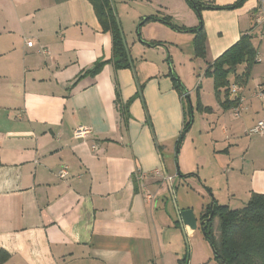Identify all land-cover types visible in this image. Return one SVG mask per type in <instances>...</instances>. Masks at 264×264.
<instances>
[{
	"label": "crops",
	"instance_id": "1",
	"mask_svg": "<svg viewBox=\"0 0 264 264\" xmlns=\"http://www.w3.org/2000/svg\"><path fill=\"white\" fill-rule=\"evenodd\" d=\"M234 1L213 0L201 12L204 72L241 34L257 46L238 116L218 100L200 101L211 108L201 112L213 122L212 178H222L206 187L228 192L226 202L216 201L229 207L237 195L264 193V133H249L264 119V73H256L264 22L255 23L258 0L216 8ZM111 57V34L87 0H0V264H179L183 228L173 215L189 207H167L164 183L174 181L165 156L183 127V99L162 65L146 75L131 55L126 68ZM101 59L99 73L78 78ZM78 126L89 133L75 138Z\"/></svg>",
	"mask_w": 264,
	"mask_h": 264
},
{
	"label": "rangeland",
	"instance_id": "2",
	"mask_svg": "<svg viewBox=\"0 0 264 264\" xmlns=\"http://www.w3.org/2000/svg\"><path fill=\"white\" fill-rule=\"evenodd\" d=\"M111 1L120 22L124 41L130 50L129 54L134 60L133 63L140 66L142 72L146 75L156 72L155 69L160 64L166 71L172 70L187 91L189 89L192 91V94H189L192 105L191 125L179 143L177 154L174 142V148L170 156H165V160H168L166 170L168 173L173 174L174 181H171V188L168 187L166 182L164 187L167 191V207L173 209L176 207H189L198 219L203 206L211 204L216 198L219 199V203L226 202L228 195L225 190L221 194H217L218 190H215L214 196L213 192H210L206 187L207 183L221 185L222 178L216 179V182L212 178L214 174L213 167L216 165V159L211 153L212 148L210 146V125H213V122L210 120L209 113L201 112L195 107L197 97L205 105L210 103L211 106H214L212 104L217 101L213 89V80L207 75L204 76L202 73L204 72L202 70V58L196 57L193 50L195 31L199 27L200 21L203 25L202 10L200 19L197 12L185 0ZM151 15L157 16L158 19L142 24L139 27L140 36L138 38L137 28L140 20ZM166 16L170 21L169 23L159 20V18ZM172 25L184 27L190 31H177ZM260 28H262V25H260ZM251 29H253V32H260L261 30L255 28L254 24ZM141 41L160 43V45H156L158 47L154 44L146 45ZM263 65V63H258L257 77L264 73L262 72L264 70ZM220 99H224L223 92L220 94ZM183 103L187 108L188 103L185 97ZM252 134L255 135L256 133ZM182 162H186V166L192 167L193 170L189 173L183 172ZM185 174L189 175L183 176ZM204 177L208 179L207 182H205ZM216 195H219V198ZM237 196L234 200L237 204H235L236 206L231 205V209L241 208L246 204V196ZM173 219L176 222L177 216L175 214ZM217 221L216 217L212 220L214 231H216ZM197 222V229L190 234L185 228L181 232V252L179 256L180 258L186 256L191 264H196L199 261L216 264L212 258L213 253L209 241L205 238L203 230L199 226L200 220L198 219Z\"/></svg>",
	"mask_w": 264,
	"mask_h": 264
},
{
	"label": "trees",
	"instance_id": "3",
	"mask_svg": "<svg viewBox=\"0 0 264 264\" xmlns=\"http://www.w3.org/2000/svg\"><path fill=\"white\" fill-rule=\"evenodd\" d=\"M87 1L92 5L93 12L102 30L109 31L111 34L112 57L108 61H112L115 68L131 67L132 60L129 54V49L124 41V35L119 19L113 8L112 1ZM185 1H187V3L197 12L201 19L200 12L203 10V4L205 5V3L198 0H192L193 2H196L195 7H193L191 0ZM245 1L246 0H235L231 4L217 6L216 8L234 9L240 7ZM157 19L158 17L154 15L142 18L139 22L137 33H139V27L142 24ZM159 20L165 23L170 22L167 16L159 18ZM172 27L177 31H190L180 26L172 25ZM198 28L199 29H196V34L193 38V50L196 57L203 58L206 53V35L201 21ZM147 44H154L155 46L160 45V43ZM256 57L257 46L252 42V35L244 33L208 65L204 73L213 80L214 94L219 101L220 106L223 108H232L237 105L240 96L232 94L230 86L231 84H235L242 87L247 83L250 77L251 68L257 61ZM106 62L107 60L103 59L95 61L92 67L83 71L78 78L85 75H96L101 71ZM239 66H241L240 69ZM170 72H172V70H169V74ZM171 80L173 87L183 99L187 90L180 83L175 74H173ZM142 87L143 84H140L138 90V94L141 98ZM222 92L224 95L223 100L220 99V94ZM115 94L116 103L119 104V91L117 87ZM231 95H233L232 98H230ZM131 100L132 99L130 98L123 106H120L121 112L128 111V104ZM142 102L146 109L143 98ZM195 107L197 110L207 112L211 109L209 106H203L198 97ZM191 112L192 108L189 104L186 108L183 103V127L175 141V148L179 147V143L183 138V131H188V128L191 125ZM149 125H151V123ZM180 175L182 176V174ZM211 209L212 216L207 220ZM215 217L218 220L215 228L216 231H214L212 227V220ZM198 219L203 221L202 228L204 236L210 241L216 252V255L212 254V258L216 264H264V193L252 192L246 204L237 209H231L227 204H219L214 200L211 206L210 204L205 207L203 206V210ZM176 223H178V221H176ZM186 259V256L179 258V264H186ZM1 260L0 256V261ZM205 263L208 262L206 261Z\"/></svg>",
	"mask_w": 264,
	"mask_h": 264
},
{
	"label": "built area",
	"instance_id": "4",
	"mask_svg": "<svg viewBox=\"0 0 264 264\" xmlns=\"http://www.w3.org/2000/svg\"><path fill=\"white\" fill-rule=\"evenodd\" d=\"M198 1L205 3V4H212L213 2V0H198ZM255 9H256V16H255L256 22H264V0H258L257 6ZM26 45L28 47L33 46V41L27 40ZM37 51L41 53H48V50L46 48H39ZM262 86L263 85L261 83L256 87V89L254 90L255 96L257 97L262 96V92H263ZM230 89H231L232 94L238 95L240 87L235 84H231ZM241 100L242 98L239 97V101L237 105L232 107V111L235 116H238L240 114V111L242 110ZM89 130L90 129L86 126H78L73 130V136L75 138H83L89 133ZM249 133L250 134L252 133L263 134L264 133V119L257 121L256 124L249 130ZM93 148H95V145H93ZM57 174L60 178H64L67 175V167L63 166L58 171ZM166 179H170V178L168 177Z\"/></svg>",
	"mask_w": 264,
	"mask_h": 264
},
{
	"label": "water",
	"instance_id": "5",
	"mask_svg": "<svg viewBox=\"0 0 264 264\" xmlns=\"http://www.w3.org/2000/svg\"><path fill=\"white\" fill-rule=\"evenodd\" d=\"M191 1H192V0H191ZM195 5H196V2H193V1H192V6L195 7ZM197 29H199V28H197ZM137 35H138V38H139V33H137ZM141 42L144 43V44H146V45H148L146 42H143V41H141ZM170 76L173 77V72H170ZM181 88L183 89L182 86H181ZM184 96H185V98L187 99L189 106L192 108L191 100H190V98H189L188 91L185 92V95H184ZM188 129H189V128H188ZM185 133H186V131H183L182 136H184ZM177 152H178V147H176V154H177ZM188 175H189V174H185V175H183V176H188ZM213 201H214V200H213ZM213 201L211 202L210 206L212 205ZM211 216H212V209H211V212L209 213V216H208L207 220H208ZM177 217H178V220H179V222H180L182 228H183V229L185 228V229L187 230L188 233H191L192 231H194L195 229H197V227H198V222H197V218H196V216H195V214H194V212H193L192 209H190V208H186V209H182L181 211H178V212H177ZM202 223H203V221H200L199 226H200L201 229L203 230V228H202ZM209 244H210V246H211L212 253L216 255V252H215V250L213 249V247H212L210 241H209ZM186 264H187V262H186ZM203 264H210V263H203Z\"/></svg>",
	"mask_w": 264,
	"mask_h": 264
}]
</instances>
